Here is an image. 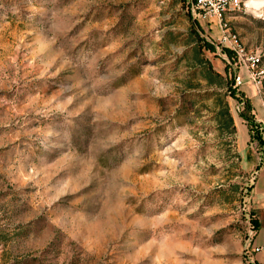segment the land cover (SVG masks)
Segmentation results:
<instances>
[{"label": "rangeland", "instance_id": "1", "mask_svg": "<svg viewBox=\"0 0 264 264\" xmlns=\"http://www.w3.org/2000/svg\"><path fill=\"white\" fill-rule=\"evenodd\" d=\"M249 1L228 26L264 71ZM192 4L0 0V264H264V72L233 88Z\"/></svg>", "mask_w": 264, "mask_h": 264}, {"label": "built area", "instance_id": "2", "mask_svg": "<svg viewBox=\"0 0 264 264\" xmlns=\"http://www.w3.org/2000/svg\"><path fill=\"white\" fill-rule=\"evenodd\" d=\"M242 0H193L191 12L202 20L213 19L217 22L221 34L219 43L226 46L234 55L240 71L246 72V77L237 74L232 86L236 88L247 82H251L256 88L261 86L263 70L260 69V56L256 52L248 51L239 36L233 33L224 19V15L233 10H238ZM258 251V249H257Z\"/></svg>", "mask_w": 264, "mask_h": 264}, {"label": "crops", "instance_id": "3", "mask_svg": "<svg viewBox=\"0 0 264 264\" xmlns=\"http://www.w3.org/2000/svg\"><path fill=\"white\" fill-rule=\"evenodd\" d=\"M228 12L225 14V21L229 23L228 20ZM206 21V20H204ZM206 23L209 24V28H214L215 30H219L218 24L215 22V20L211 19L209 21H206ZM238 111V109H237ZM243 119V118H242ZM251 146L244 150V159L248 162H252V165H254V173L256 175L255 182L253 183V187L251 189L252 194L255 195V201L261 206L264 207V158L261 157L260 152H256L253 149H251ZM258 167V168H257Z\"/></svg>", "mask_w": 264, "mask_h": 264}, {"label": "trees", "instance_id": "4", "mask_svg": "<svg viewBox=\"0 0 264 264\" xmlns=\"http://www.w3.org/2000/svg\"><path fill=\"white\" fill-rule=\"evenodd\" d=\"M233 96L235 95V92H231ZM241 101L239 104L242 106V109L244 112H240V116L243 118L244 121L249 126L250 129V140L251 141H257L258 144L261 146H264V140L260 136V132H258V125L256 124L255 120L253 119V116L251 115V104L249 101L245 100H239ZM258 168V167H257Z\"/></svg>", "mask_w": 264, "mask_h": 264}, {"label": "bare ground", "instance_id": "5", "mask_svg": "<svg viewBox=\"0 0 264 264\" xmlns=\"http://www.w3.org/2000/svg\"><path fill=\"white\" fill-rule=\"evenodd\" d=\"M262 2V0H250L247 5L251 6V7H257L258 5H260Z\"/></svg>", "mask_w": 264, "mask_h": 264}]
</instances>
